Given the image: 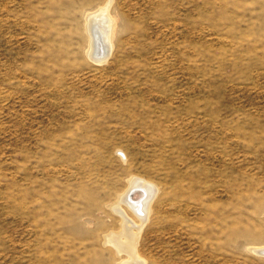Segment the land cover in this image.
<instances>
[{
	"label": "rangeland",
	"instance_id": "obj_1",
	"mask_svg": "<svg viewBox=\"0 0 264 264\" xmlns=\"http://www.w3.org/2000/svg\"><path fill=\"white\" fill-rule=\"evenodd\" d=\"M132 178L146 264H264V0H0V264H128Z\"/></svg>",
	"mask_w": 264,
	"mask_h": 264
},
{
	"label": "bare ground",
	"instance_id": "obj_2",
	"mask_svg": "<svg viewBox=\"0 0 264 264\" xmlns=\"http://www.w3.org/2000/svg\"><path fill=\"white\" fill-rule=\"evenodd\" d=\"M105 13L108 14V12L101 10L87 17L91 38V48L88 51V56L90 58L93 56V58L97 60L94 59V61L99 63L105 61L110 54L115 28L114 22L108 19V21L106 20L107 15ZM104 20L108 23H105ZM103 36L106 39H103ZM154 194L155 187L153 184L141 178H132L129 180L127 192L120 195L117 202L111 207L112 212L116 216L121 217L123 225L120 232H113L107 235L105 237V243L106 245H111L117 254H125L129 258L128 264H146V262L143 261L137 253L139 235L133 233L131 229H129L128 223H130V221L123 213L122 207L125 206L129 208L133 214L137 215L143 221L145 220V215H148L150 212L149 207L155 199Z\"/></svg>",
	"mask_w": 264,
	"mask_h": 264
}]
</instances>
